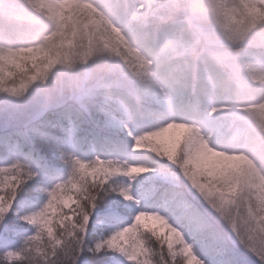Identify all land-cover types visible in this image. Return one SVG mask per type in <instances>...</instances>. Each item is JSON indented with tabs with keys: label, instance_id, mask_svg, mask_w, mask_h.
<instances>
[{
	"label": "snow or ice",
	"instance_id": "snow-or-ice-1",
	"mask_svg": "<svg viewBox=\"0 0 264 264\" xmlns=\"http://www.w3.org/2000/svg\"><path fill=\"white\" fill-rule=\"evenodd\" d=\"M240 2L248 20L264 21V0ZM30 3L55 30L43 45L0 52V94L17 99L83 22L100 21L95 0ZM252 107L264 122V105ZM63 161L62 173L16 151L0 162V264H264V164L188 125L129 131Z\"/></svg>",
	"mask_w": 264,
	"mask_h": 264
},
{
	"label": "clouds",
	"instance_id": "clouds-1",
	"mask_svg": "<svg viewBox=\"0 0 264 264\" xmlns=\"http://www.w3.org/2000/svg\"><path fill=\"white\" fill-rule=\"evenodd\" d=\"M95 3L99 23L83 22L27 102L58 108L75 98L114 117L103 146L177 121L264 164V122L252 107L264 105V21L248 20L240 0ZM54 30L30 0H0V52L43 45Z\"/></svg>",
	"mask_w": 264,
	"mask_h": 264
},
{
	"label": "trees",
	"instance_id": "trees-1",
	"mask_svg": "<svg viewBox=\"0 0 264 264\" xmlns=\"http://www.w3.org/2000/svg\"><path fill=\"white\" fill-rule=\"evenodd\" d=\"M109 119L114 117L72 100L58 108H42L27 102L26 97L0 94V162L16 151L30 154L45 167L62 173L65 153L85 154L102 147L105 137L115 135L105 127ZM152 241L159 248L155 237Z\"/></svg>",
	"mask_w": 264,
	"mask_h": 264
},
{
	"label": "rangeland",
	"instance_id": "rangeland-1",
	"mask_svg": "<svg viewBox=\"0 0 264 264\" xmlns=\"http://www.w3.org/2000/svg\"><path fill=\"white\" fill-rule=\"evenodd\" d=\"M74 103H77V104H80V105H85L86 103H84L83 101H81V100H78V99H75V98H73V99H71ZM111 120L112 119H109L108 120V123H110L111 122ZM155 225V224H154ZM166 248H167V244H166Z\"/></svg>",
	"mask_w": 264,
	"mask_h": 264
}]
</instances>
